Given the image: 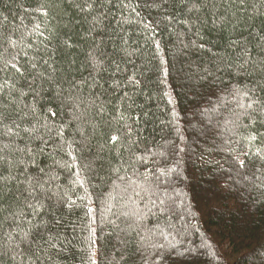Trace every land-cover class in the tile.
Masks as SVG:
<instances>
[{
    "label": "trees",
    "instance_id": "obj_1",
    "mask_svg": "<svg viewBox=\"0 0 264 264\" xmlns=\"http://www.w3.org/2000/svg\"><path fill=\"white\" fill-rule=\"evenodd\" d=\"M0 264H264V0H0Z\"/></svg>",
    "mask_w": 264,
    "mask_h": 264
},
{
    "label": "rangeland",
    "instance_id": "obj_2",
    "mask_svg": "<svg viewBox=\"0 0 264 264\" xmlns=\"http://www.w3.org/2000/svg\"><path fill=\"white\" fill-rule=\"evenodd\" d=\"M202 127H206L207 128V133H211V129H209V126L208 125H202ZM162 193L164 194V192H162ZM159 201H166L169 204V206H171V207L173 206V210H174V208H176V213L179 214V217L181 218L180 219L181 221H183L185 219V217L182 215V213L178 211V207L180 205L179 199H176L173 195H170V193H169V194L165 195V197L163 198V200L159 197ZM178 241H175L174 242V245L175 246L179 243ZM180 245H182V242H181Z\"/></svg>",
    "mask_w": 264,
    "mask_h": 264
},
{
    "label": "snow or ice",
    "instance_id": "obj_3",
    "mask_svg": "<svg viewBox=\"0 0 264 264\" xmlns=\"http://www.w3.org/2000/svg\"><path fill=\"white\" fill-rule=\"evenodd\" d=\"M249 107H251V105H249ZM52 115H55V113H52ZM113 141H116V140H118V137L117 136H113L112 138H111ZM253 139H255V137H253ZM69 154L71 155V152H69ZM75 157L73 156V161H75ZM240 163H241V165L243 164V161H240Z\"/></svg>",
    "mask_w": 264,
    "mask_h": 264
}]
</instances>
